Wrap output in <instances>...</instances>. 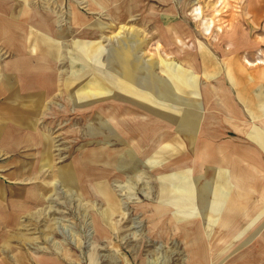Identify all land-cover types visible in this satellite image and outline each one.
<instances>
[{
  "label": "rangeland",
  "instance_id": "rangeland-1",
  "mask_svg": "<svg viewBox=\"0 0 264 264\" xmlns=\"http://www.w3.org/2000/svg\"><path fill=\"white\" fill-rule=\"evenodd\" d=\"M0 9V82L17 61L22 83L47 89L16 98H32L50 138L41 158L0 152V264H264V22L250 0ZM235 163L245 207L230 215L210 189Z\"/></svg>",
  "mask_w": 264,
  "mask_h": 264
},
{
  "label": "crops",
  "instance_id": "crops-1",
  "mask_svg": "<svg viewBox=\"0 0 264 264\" xmlns=\"http://www.w3.org/2000/svg\"><path fill=\"white\" fill-rule=\"evenodd\" d=\"M1 1V0H0ZM251 4L253 5V12L254 17H257L258 20L260 19L263 20L264 22V0H250ZM10 13L8 11H1L0 9V26L1 24H8L10 17ZM2 22V23H1ZM120 56V55H119ZM247 62L250 63V61L247 59ZM260 62H263L262 60H259ZM18 63L17 61L14 62L13 68L9 65L10 62H7V66H4V74L5 76L2 78V82H0V152H3V154L13 152L17 149L22 148L23 146H37L38 152L40 153V158L43 155V151L46 149L50 142V138L48 133L40 127V122L39 118L34 114V111H36V108L33 106L30 107L32 104H30V101L27 103L28 100H18L16 97L18 96H28L32 97L33 95H38V96H45L47 89L42 88L40 84H37L34 86V91L33 88H28V86L25 85V83L21 82L20 80L22 79V73L19 69L15 70V68H18L15 66V64ZM120 63L122 65V69L120 70L121 75L123 76L122 78L125 79L126 81H131L133 79V75L135 74V66L134 64L125 58L124 56H120ZM180 64L178 67L174 66L176 70H180ZM14 69V72L11 71ZM192 75V74H191ZM5 78V79H4ZM121 82H124L122 80ZM102 88V87H100ZM112 89H109L111 91ZM3 97V98H2ZM37 104L39 105V100H37ZM38 107V106H36ZM197 118L195 116L191 117L189 120L184 122L186 123V127L194 131V127H197L198 122L200 121L198 118L200 117L199 113L196 114ZM184 123V124H185ZM257 129V141L261 145L264 144V135L263 131L260 128ZM41 145V146H40ZM162 148H169V142L165 144ZM33 149V148H31ZM246 157L252 160L256 158V155H248L245 154ZM26 159V157H23ZM144 159H152L149 157H145ZM216 159V158H215ZM252 163L253 160H252ZM157 165V163H156ZM187 171H191L188 166L183 167ZM15 168L11 171L8 172L7 175H11L12 177H18V176H25L26 174L24 173L23 170ZM42 169V167H41ZM221 169V168H220ZM234 171L228 168H222V171H225L223 173L225 175V179L223 178L222 172H218V178H219V183L213 185V188L210 189L211 192H216L218 193L217 198L219 197L218 200H225L227 203V212L230 210L232 211L233 208H237L234 212H229L230 215L235 214L236 211H240V208L242 205L245 207V204H240L236 202L234 199V195L236 192V187H237V181L240 182V179L237 180L236 178H233L235 174H238V176L245 177L248 175V172L246 169L240 165V163H235L234 164ZM19 172V173H18ZM27 172V171H26ZM235 173V174H233ZM177 172H171L168 175H176ZM248 185V184H244ZM249 186V185H248ZM209 187V186H208ZM207 187V191H209V188ZM213 190V191H212ZM209 191V192H210ZM241 193V197H244V192L242 190H239ZM212 194V193H211ZM17 196V194H11L10 196ZM213 195V194H212ZM220 195H223V198H220ZM9 196V197H10ZM30 198V197H29ZM214 195L211 198V201H213ZM244 199V198H243ZM239 200H242L241 198ZM245 200V199H244ZM10 201V200H9ZM10 203V202H9ZM8 203V204H9ZM10 206L12 204H9ZM0 206H2V202L0 200ZM261 206H264V203L261 204ZM248 215V213L246 214ZM264 215L259 216L262 218ZM227 217V216H226ZM259 218V219H260Z\"/></svg>",
  "mask_w": 264,
  "mask_h": 264
},
{
  "label": "bare ground",
  "instance_id": "bare-ground-1",
  "mask_svg": "<svg viewBox=\"0 0 264 264\" xmlns=\"http://www.w3.org/2000/svg\"><path fill=\"white\" fill-rule=\"evenodd\" d=\"M198 10H199V9H198ZM262 202H264V201L262 200ZM236 209H237V208H233L232 211L229 210V211H228V214H230L229 212H234ZM226 216H227V215H226ZM227 217H228V216H227Z\"/></svg>",
  "mask_w": 264,
  "mask_h": 264
}]
</instances>
